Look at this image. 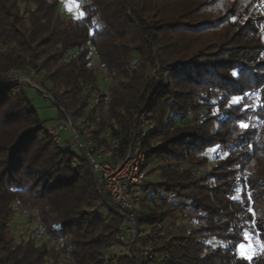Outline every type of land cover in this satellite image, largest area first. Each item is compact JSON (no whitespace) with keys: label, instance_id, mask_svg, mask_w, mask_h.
Here are the masks:
<instances>
[{"label":"trees","instance_id":"1","mask_svg":"<svg viewBox=\"0 0 264 264\" xmlns=\"http://www.w3.org/2000/svg\"><path fill=\"white\" fill-rule=\"evenodd\" d=\"M85 1L73 18L57 11L60 0H0V264H133L127 252H110L122 244L123 217L87 159L46 129L23 84L11 81L14 70L42 74L75 119L94 121L87 106L97 91L96 144L109 127L124 153L137 115L154 123L146 168L159 164L161 180L148 182L155 207L139 217L154 246L146 264H264L235 252L247 232L264 243V0ZM92 51L115 81L108 93ZM211 147L224 150L215 162ZM181 206L207 216L205 225L160 234L157 222ZM25 210L58 245L14 236L8 218Z\"/></svg>","mask_w":264,"mask_h":264},{"label":"built area","instance_id":"2","mask_svg":"<svg viewBox=\"0 0 264 264\" xmlns=\"http://www.w3.org/2000/svg\"><path fill=\"white\" fill-rule=\"evenodd\" d=\"M64 9L67 10V7L64 6ZM101 72L111 86L110 75L105 71ZM26 78L31 80L30 77L21 75L16 70L11 75V81ZM33 85L44 92L48 98L54 100L56 103L58 102L59 98L52 84L47 88L43 85L42 79H36V83H33ZM89 86L93 87L92 84H89ZM99 104L100 97L98 92L94 91L89 96L87 106V110L92 113L94 121H90L84 117L80 124L74 122L71 113L63 106L60 104L58 106L65 113L62 119L63 122L66 121L68 123V126L65 128H71L73 134L78 138L79 146L83 150V156L92 167L98 191L107 199L108 204L113 210L123 217L120 225V239L127 244L129 252L131 251L130 249L134 250L129 253L133 264H146L154 257V246L146 245L142 250L139 249L141 246L137 239V233L142 228L138 217L148 215L152 206V201L148 199L149 192L147 188L148 180L144 142L149 132L154 129V123L150 121L146 113L140 112L137 115L138 122L133 127L125 152L121 153V138L113 136L111 128L105 127L100 131L98 138L100 140L105 139V143L101 144L93 142L91 135L84 132V129H97L96 122L101 119V114L97 109ZM189 116L191 117V115ZM175 117L176 113L173 111H169L167 114L168 119L173 120ZM63 127V124H60V126L55 124L46 127V129L61 147L73 150L71 145H67L61 141L60 129ZM218 152L219 154H224L222 148H219ZM174 197L175 195L168 194L166 195V200L171 201ZM10 219L12 217L9 216L8 221ZM163 223L164 221L158 222L161 226ZM126 233H128V241ZM47 234V227L41 224L36 230L35 237L36 239H42ZM66 237L63 236L61 241H64Z\"/></svg>","mask_w":264,"mask_h":264},{"label":"rangeland","instance_id":"3","mask_svg":"<svg viewBox=\"0 0 264 264\" xmlns=\"http://www.w3.org/2000/svg\"><path fill=\"white\" fill-rule=\"evenodd\" d=\"M85 0L77 1V0H60V4L58 7V12L65 16V17H73V18H79L84 15V11L82 9L83 3H85ZM64 6L67 7V10L64 9ZM92 63L95 69L97 70V85L99 89L103 93H108L110 90L109 82L105 79V77L102 74V70H100V63L98 55L95 51H92ZM100 70V71H99ZM154 76L156 75V71L153 72ZM30 77L27 79H17V81L21 82L23 84V89L25 91V94L30 98L33 106L37 109L39 117L44 123L45 127H50L52 125H59L63 124V128L60 129V135H61V141L64 142L67 145H71L73 147V150L76 152L78 157H83V150L79 146L78 138L73 134L71 128H65L68 126V123L65 121L63 122L62 119L65 116L62 117L61 110L59 106L56 104V102L50 98H48L44 92H42L38 87L33 85V83H36L37 80L42 79V83L45 87L49 88L50 83L43 80L42 74H36L34 72L31 73V75H25ZM111 86L115 84V81L113 78H111ZM55 89V88H54ZM69 111V110H67ZM70 112V111H69ZM71 113V112H70ZM72 115V113H71ZM191 117H193V114H190ZM73 117V116H72ZM74 122L77 124H80L82 121V118L75 119L73 118ZM175 127L172 125L171 129L173 130ZM90 130L84 129L85 134L89 133ZM91 139L94 141V138L91 136ZM158 139H160L158 137ZM219 148L211 147L206 154L209 156L211 162H215L217 160V157L219 155L218 152ZM159 164H153L149 168H147V180L148 182H157L161 180V169L158 167ZM181 169H185L189 167L188 162H183ZM210 168V165L206 167H200L196 168V172L204 173ZM159 194H162L159 192ZM166 195V194H163ZM175 195V194H173ZM148 199L152 201V206L150 207V210L155 207V203L152 199V194L149 193ZM176 196L171 201H175ZM167 201V202H171ZM30 211H20L15 214L10 215L12 219L9 221V226L11 228L12 233L14 236L20 240L22 238H28L32 233L36 234V230L41 225L36 219H30ZM141 215V214H140ZM141 217V216H140ZM207 217V216H206ZM205 215H202V213L198 209H189L188 207L181 206L176 208L172 213H170L166 219L164 220V223L162 226L158 224L157 222V228L159 233L162 235H165L166 237H171L175 234H178L184 226H188L191 229H195L197 227H200L201 225H205V222L207 219ZM139 218V217H138ZM209 219V218H208ZM213 221L212 219H210ZM122 223V222H121ZM141 224V223H140ZM141 229L138 230L137 233V239L139 240V249H143L146 245H152L151 242L147 240V234L150 232V227H147L145 225L141 224ZM147 227V228H145ZM128 233H126L127 241ZM45 237V236H44ZM48 246L51 248L54 245H58V240H54L52 238H46ZM120 239V234H119ZM216 237L208 238L205 237V240L212 243H217L219 241L216 240ZM122 246H115L114 248L110 249V252H117V253H129L131 251H134L133 249H130L131 251L127 249L128 246L125 244L121 239ZM222 242V240H220ZM235 252L244 258L252 259L255 256L258 257H264V243L260 240V238L255 234L254 232H247L246 233V240L238 243L235 247ZM130 256V255H129ZM141 256V253H140Z\"/></svg>","mask_w":264,"mask_h":264},{"label":"snow or ice","instance_id":"4","mask_svg":"<svg viewBox=\"0 0 264 264\" xmlns=\"http://www.w3.org/2000/svg\"><path fill=\"white\" fill-rule=\"evenodd\" d=\"M234 75H235V73H234ZM232 99H233V102H234V103L239 104L242 98H241V97H233ZM230 106H231V105H230ZM241 127H247V125L242 123V124H241Z\"/></svg>","mask_w":264,"mask_h":264}]
</instances>
